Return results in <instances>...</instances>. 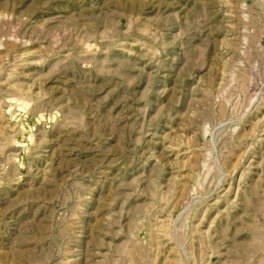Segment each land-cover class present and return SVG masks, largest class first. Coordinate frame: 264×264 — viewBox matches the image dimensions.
Wrapping results in <instances>:
<instances>
[{"label":"rangeland","instance_id":"rangeland-1","mask_svg":"<svg viewBox=\"0 0 264 264\" xmlns=\"http://www.w3.org/2000/svg\"><path fill=\"white\" fill-rule=\"evenodd\" d=\"M0 264H264V0H0Z\"/></svg>","mask_w":264,"mask_h":264},{"label":"bare ground","instance_id":"bare-ground-1","mask_svg":"<svg viewBox=\"0 0 264 264\" xmlns=\"http://www.w3.org/2000/svg\"><path fill=\"white\" fill-rule=\"evenodd\" d=\"M19 123H20V120H19ZM23 128H25V127H23Z\"/></svg>","mask_w":264,"mask_h":264}]
</instances>
